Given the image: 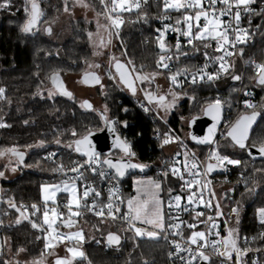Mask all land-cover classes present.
Segmentation results:
<instances>
[{
  "label": "trees",
  "instance_id": "trees-1",
  "mask_svg": "<svg viewBox=\"0 0 264 264\" xmlns=\"http://www.w3.org/2000/svg\"><path fill=\"white\" fill-rule=\"evenodd\" d=\"M36 2L40 5L41 16L29 33L23 32L22 28L30 18L31 0H11L12 6L8 10L0 9V87L6 90V99H0V121L8 125L0 127V150L15 146L27 152V157L21 162V171L9 179H2L0 187L3 198L13 200L17 206L42 201L43 183L59 181L50 176L52 166L43 157L47 150L59 149L65 156L75 154L74 141L89 131L100 130L104 125L99 112L87 111L74 97L60 95L51 83L53 73L58 72L64 77L66 74H82L88 70L95 54L88 35L95 28L94 23L79 17L72 21L69 36L56 41L46 29L43 31L40 27L53 21L63 11L64 0ZM87 2L100 13L104 22L102 26L109 31L100 2ZM26 7L29 9L27 12ZM164 11L163 3L150 0L144 2L140 10L126 13L121 29V42L124 46L122 58L125 62L131 60L138 71H141L143 65V74L162 71L156 63L163 53L158 47L154 23ZM181 16L182 12H176L174 18L179 19ZM250 18L252 23L259 24L260 31L255 42L244 48V59L249 65L243 85L232 79L240 71L238 63L234 72L215 81L176 88L179 94H186L185 99L168 117L169 123L178 130H181L184 115L190 118L202 115L205 106L220 96L225 106L231 107L230 111L226 109V116L231 115V124L242 114L259 112L260 117L248 143L259 145L264 140V85L257 82V73L252 65V61L254 64L264 63V10H257ZM174 38L176 35L169 36L167 44L178 59L176 62L180 68H195L206 51L210 50L208 40L194 41L193 45L184 40L181 48L176 50L173 46ZM105 82L102 100L109 109V119L117 122L115 127L118 133L124 140H131L135 156L140 161L156 159L161 151L153 134L163 122L151 109L145 111L141 107L145 99L144 95L141 98L135 95L138 89L133 94L120 83L117 75L115 78L108 77ZM156 86L154 79L151 83L141 82L144 92L150 89L154 94ZM49 91L53 93L51 96ZM244 100H249L255 107L247 108ZM25 121L28 123L25 124ZM123 122H127V127ZM72 130L77 133L75 137L71 134ZM41 140L45 141L46 147H36ZM56 140L60 143L56 144ZM189 143L193 147L203 148L202 152L207 148L190 138ZM69 144L72 147H68ZM215 149L221 155L241 162L238 165L227 164L232 170L227 182L233 188L224 194L222 204L230 213L234 207L237 209L235 216L230 218L232 228L238 235L254 236L255 239L251 241L253 252L259 253L260 258L264 259V223L257 212L260 207H264V160L253 159L246 149L239 148L227 135L217 141ZM118 152L112 155L121 156L122 152ZM37 167H42V170ZM2 169L3 165L0 166ZM121 183L124 186L123 194L129 198L134 193L130 177L127 176ZM3 207L8 208L10 213L3 218L0 243L4 245L8 241L14 254L22 248L24 254L32 259L46 255L44 240L39 236V231L32 227V221L39 223L38 217L26 214L28 219H25L8 204L4 203ZM110 232L121 236L119 244L111 245L106 241ZM83 235L84 240L74 246L80 248L85 257L77 258L73 264L168 263L169 244L163 236L158 239L136 237L131 229L94 218L85 221ZM7 259L6 247L3 246L0 262Z\"/></svg>",
  "mask_w": 264,
  "mask_h": 264
},
{
  "label": "snow or ice",
  "instance_id": "snow-or-ice-1",
  "mask_svg": "<svg viewBox=\"0 0 264 264\" xmlns=\"http://www.w3.org/2000/svg\"><path fill=\"white\" fill-rule=\"evenodd\" d=\"M78 3H83V0H77ZM251 3V0H207V5L205 6V0H163V8L165 11L169 10H175V11H181L182 16L181 19H178L176 21L177 25H181L183 23L186 27H172V31L180 32L181 35L185 38H187V43L189 45H193L194 41H206L208 39H212L216 41L217 44V52L223 51V55L216 56L214 58V63H218L219 67L216 72L214 73H208L206 71H199L196 74H192V83H196L197 78L200 80H204L205 78L209 81L213 79L219 78L220 74L222 73H228L231 65L227 63L225 57H230L233 53L231 51H228L229 48H234L237 43L243 44L246 43L247 38V30L241 29L239 27L240 20H241V9L244 11H249V5ZM100 4L105 9V15L107 18L111 21V25L114 26L117 30L119 29L120 25L123 23V20L120 18V11H131L133 8L139 9L141 6V0H111V7H109V4L105 2V0H100ZM217 4L220 5V7H217ZM12 6L11 0H0V9L8 10ZM87 7V5H84ZM235 8V11L233 9ZM67 0H65V11H67ZM25 11H29V9L26 7ZM41 16L40 11V5L36 2V0H31V14L30 18L28 19L27 23L23 26L22 31L25 33H29L33 30V27L37 24ZM228 16L230 17V20L234 22L236 25L233 27V23L229 22L225 24V22L220 19V17ZM201 18H203V24H201ZM171 26L165 25L164 30L157 29L156 31L160 33V35L156 38L159 49L161 53H166L169 51L167 48L165 41H164V33L167 31ZM47 31L50 33L51 28L49 27ZM230 32L231 35L234 37V39L230 38ZM118 34V33H117ZM89 37L92 36V33L88 34ZM101 44H104V41L101 40ZM207 46V45H206ZM177 50L181 48L179 40L176 44ZM243 52V49H241V53ZM207 55V53H205ZM115 60V58H113ZM172 59L171 56L161 54L157 60V66L158 68L164 69L166 71H170V64L168 61ZM254 63V62H252ZM97 67H99L97 65ZM208 65H204V69H207ZM115 69L116 72L119 74V80L125 85L133 94L136 93V80H140L143 82H149L155 78L156 73L151 74H143L142 69L143 65H141V71H138L136 69L135 64L129 60L127 64L121 63L119 60L115 61ZM130 69V70H129ZM255 69L257 73V82L260 85H264V63L255 64ZM185 73H187V69L183 70ZM133 73H135V77H133ZM181 76V71H177L175 73H172L169 76V79L172 81L173 86H178L180 81L179 77ZM115 78V77H113ZM233 80H240V76L233 75ZM52 83L55 85L56 90L59 91L62 95L71 96L72 94L68 92L64 86L63 82L60 79L59 73H53L51 76ZM84 81L86 83H95L100 84V77L95 73H85L84 75ZM5 88L0 87V99H6L5 96ZM53 93L49 91V96H51ZM145 97L149 101V103H152L153 100L158 101L157 107L164 108L165 111L170 109L173 104L165 103L166 96L164 95H154L150 91L144 92ZM173 95V101L175 100L176 93H172ZM244 105L247 108H254L255 106L249 102V100H244ZM82 108L92 109V104L85 100L81 103ZM143 107V105H142ZM220 109H221V101L219 98H217L212 104H209L207 108L205 109L206 114L212 115V118L214 121H219L220 118ZM145 111H148V108H144ZM126 112L127 109H124ZM258 113L256 111H252L251 114H242L234 123H232L228 129H227V136L231 138V140L234 142L235 145L239 146L241 149H252L258 147L259 153L264 155V140H262L259 145H257L255 142L248 143L249 141V135L250 131H252L253 123L256 120ZM102 119H104L106 126L109 128L110 131L115 132V125L116 121L108 120L107 116L102 113ZM25 124L28 123V121L24 122ZM124 126L127 127V122H123ZM8 125L0 121V127H7ZM216 128V124H213V127L209 129V135L205 137L203 140H201V143H210L212 136L214 135ZM72 136L75 137L77 133L75 130H72ZM91 135V133H89ZM165 138L163 140V144L171 143L174 139L173 136H171L168 133L164 134ZM193 139H196L193 137ZM56 144H59L60 141L56 140ZM75 143V151L78 153H83L88 157V161L92 162L95 161L96 163H100L99 161V154L95 153L92 150L91 142L88 139V136H84L81 139H76L74 141ZM115 146L118 147L125 157H128L127 160L121 159L116 162H113V160L109 159L106 160L105 163L109 166V168H112L115 170L116 174L120 177L124 176L125 172L129 168H143L144 165L136 164L131 162V158L135 157L136 153L132 151L131 145L127 140H122L119 138V136L116 137ZM36 147H46L45 141L41 140L37 142ZM68 147H72V144H69ZM12 153L15 155L20 162H23L24 153L22 151L17 150L15 146H13L10 149L6 150H0V157H3L6 155V153ZM187 154H185L186 156ZM55 153H48V156L46 159H53L54 160ZM214 158L216 163H207L206 165V172L210 173L213 171L214 168L217 167H224L226 164L229 165H238L241 162L237 159H232L227 155H221L219 151H217L215 148L212 149L210 154V159ZM91 166V164L89 165ZM81 165L79 163H76L75 167H70L68 171H71L73 173H78ZM185 168L189 169V174L193 177L197 175V172L192 171L197 168L196 163H192L191 165L185 164ZM15 171V168L12 169ZM54 171L63 173L64 172V165L61 163L59 164ZM92 171L95 172L96 169L92 168ZM173 175L181 176V173L179 169L176 167H172L170 169ZM4 172L0 171V176H3ZM100 176H104L103 172L99 173ZM163 176H167L168 172L162 173ZM148 184L150 187L154 190L151 200V208L148 207V201H144L141 203L137 197H131L127 200V209L128 211L123 214L121 219L127 221L129 229H131L136 237H142L147 236L149 238L158 239L160 236V233L165 231V223H164V214H163V204L162 201L155 195L156 192H158L161 189V184L158 181H152L149 180ZM199 185L201 188L204 187V185L201 184V182L197 179H193L191 181H185L186 187L191 190L193 188V185ZM42 190L44 193L43 200H44V209L42 213V224H37L35 221H32V227L33 228H44V231L47 233V239L48 240H55L59 242H63L65 240H72V241H83L84 235L83 231H69L67 233L60 232L58 230L57 226V220L59 219L61 221L62 226H66L69 229L73 227L74 221L72 219V216L79 215V212H72V206H75L77 209L81 207V199L85 201L84 207H88L89 210L93 211L94 214L98 217L103 218L105 214H107L108 217L112 219H116L117 215L120 213V208L117 206L118 204H122L123 201L120 199L118 195V189H110L108 200L109 202L102 206L97 207L96 201L93 200V204L89 206L86 201L88 197L91 195H94L95 197H100V192L97 191L94 187H85L82 194H79L78 192V186L73 181L72 183H69L67 181L63 182V186L60 185H51V184H44L42 186ZM63 191L65 193L69 194V200H68V212L69 217L67 219H63L62 217L64 214L62 212H58L57 208L55 206L48 207V203L51 202L53 205H55L56 201V193ZM169 193H171V189H169ZM182 200V197L180 195H176L174 197L175 201V207L177 209H180V201ZM188 206L181 209L182 211L187 212L188 207L196 204L201 203L205 204L206 207H211V201H205L204 200V194L203 191L197 192V191H190V193L187 196ZM9 206L12 208H15L17 212L20 213L22 217L25 219H28L27 216L24 215V213L27 211L28 206H22L23 211H21V208H18L15 203H13L11 200L9 201ZM30 207L33 209L34 212H39L40 209L36 204L30 205ZM172 207V202H169V208ZM217 208H219V205H216ZM233 212H237V209H232ZM258 215L260 217V220L262 223H264V207H260L258 210ZM203 213L198 212L197 216H202ZM217 215H221V213L218 211ZM171 219V218H170ZM209 221H212V217L207 218ZM19 219L17 220V223H19ZM137 222H141L146 225H151L154 229L153 231H145L141 227H137ZM2 223V221H0ZM181 223H169L167 225V230H178L181 227ZM189 229H195L196 224H189L187 225ZM213 228L216 227V225L213 223ZM233 229L228 230V235L219 239V240H213L211 241V247L216 250L217 254L225 258V264H229V262H233V254H235V261L233 264H242L244 261V257L247 255L249 251H252V249H249L247 247L240 248L237 245V239L234 235ZM176 235H180L179 231L175 232ZM215 235L217 237L220 236L219 232H216ZM255 239V238H254ZM189 246L186 249H182L181 245L176 241L173 240L172 243L175 245L176 253H180L181 251H185L188 253V258L185 260L183 257H181V264H195V262L199 259L201 261L207 262V264H211L210 257L205 254L204 249H206L209 245V242L206 238V233L204 231H191L190 237H188ZM108 243L109 244H119L120 243V237L118 235H115L113 233L108 234ZM245 243H247V239L245 238ZM48 248L54 247L52 243H47L45 245ZM192 246H195L193 248ZM222 249V250H221ZM18 251H24V249H19ZM67 252L70 253V256H65L64 258H57L55 261V264H73V261L77 258H84L85 253L80 250L78 247H69L67 249ZM169 255H172L170 253ZM0 264H10L9 261H2ZM16 264H19L17 261ZM34 264H38V262H34ZM90 264V262H89ZM145 264H149L148 261H145ZM253 264H261L259 260L253 261Z\"/></svg>",
  "mask_w": 264,
  "mask_h": 264
},
{
  "label": "built area",
  "instance_id": "built-area-1",
  "mask_svg": "<svg viewBox=\"0 0 264 264\" xmlns=\"http://www.w3.org/2000/svg\"><path fill=\"white\" fill-rule=\"evenodd\" d=\"M147 1H150V0H141L140 8L144 4V2H147ZM155 1L163 3V0H155ZM105 2L109 4V7H111V0H105ZM206 5H207V0H205V6ZM217 7L219 8L220 5L217 4ZM140 8L139 9L133 8L132 10L138 11L140 10ZM102 9H103L102 12H104V16L106 17V21H107L110 34L112 35V37L115 36L118 38L117 42L124 50V46L121 42V29H122L123 23L120 25L119 29L117 30L114 26L111 25V21L105 15V9L103 7ZM257 10H264V0H251V3L249 5V11H244L243 9H241V20H240L239 27L241 29L247 30L248 35L246 38V43H243V44L237 43L234 48L228 49V51H231L233 54L230 57H225V59L227 63L231 65V68L228 73L220 74L219 78H222L223 76H226L234 72L236 70L237 64L239 63L241 67H240V71L236 75L240 76V80H236V81L240 82V84L243 85L245 78H246V69L249 65L248 62L244 59V48L255 42V40L259 36V31H260L259 24L252 23L251 22L252 20L250 18V16L253 15V13L256 12ZM233 11H235V8L233 9ZM128 12L130 11H122V10L120 11L119 13L120 18L123 20V22L125 21L126 13ZM176 12H183V10L164 11L157 16L154 24H155V30L161 29L162 31L164 30V26L166 24L171 26L164 33V41H165L167 48L169 49V45L167 44V39L169 36L176 35V38H174L173 40V46L177 50L176 48L177 41L179 40L180 45H182L184 40L187 41V38L183 37L180 32L171 30L172 27H181V28L186 27L183 25V23H181V25L176 24V21L178 20L174 18ZM179 19H181V17ZM220 19H222L225 22V24L232 22L233 27L236 26L234 22L231 21L230 17L228 16L220 17ZM203 22H204L203 18H201V24H203ZM159 35L160 33L157 32V36ZM230 38L234 39V37L231 35V32H230ZM208 45H209L210 50L206 51L207 55L204 54L201 61H199L198 66H196L193 69L186 68L185 66L180 68L178 66V62H176V60L178 59L174 57V53L169 49V51L163 54L172 57V59L168 61V63L170 64V71L161 69L162 71L160 73L167 72L166 75L170 76L172 73L181 71V76L178 78L180 83L177 87H174L175 89L181 86H184V85L190 86L193 84L207 83V82H211V81H215L219 79L217 78V79H213L209 81L206 78L204 80H200L199 78H197L196 83L191 82L192 74H196L199 71H206L208 73H214L217 71L219 67L218 63L213 62L214 58L216 56L223 55L224 53L223 51L217 52L216 50L217 44L215 40L208 39ZM241 49H243L242 53H241ZM205 64L208 65L207 69H204ZM252 65H254L253 69H254V72L256 73L255 64L252 63ZM185 69H187V73L183 71ZM133 74L135 76V73ZM104 75L105 77H114L110 75L109 71H106ZM136 83H137V80H136ZM169 83H171L172 85V81ZM138 85H139V81H138ZM217 98L220 99L221 104L225 108V116H224L222 125L220 126V128L218 129V132L216 133L215 139L210 145H207V148H205L206 150L204 152H202L203 148L199 146H196V147L191 146V144L189 143V139H186L183 136L181 130H178L177 128H175L172 124L169 123V121L162 120L163 124L159 126V128L153 134L154 138L158 141L159 149L161 151L158 157L156 159L146 160V161H140L136 156L131 158V160L145 166L142 169L135 171L139 175L146 176V177L147 175H151L157 178L173 179L176 181L174 186L169 187V189H171V193H169V190H168V193L164 196L165 231L161 232L160 236H163L168 239L169 251H168V263L167 264H181V257H183V259L185 260L188 258V253L185 251L176 253L175 245L172 243V241L176 240L181 245L182 249L188 248L189 246L188 237H190L191 231L193 230L204 231L206 233V238L209 242V245L206 249H204V251H205V254L210 257L211 264H225V258L218 255L216 250L211 247V241L219 240L227 236L228 230L233 229L231 226V222H230L231 221L230 218L233 217V214L232 212L230 213L226 210L224 204H222L224 198H222L221 200V197L217 194V191H216L217 183L227 182L229 180V177L231 176L232 170L226 164V166L224 167H219L220 170H216L214 174H211V172L210 173L206 172L207 163L209 162L216 163L214 158L210 159V154H211L212 149L216 147L217 141L220 138L227 135V129L230 126L231 121H232V119H230L231 115L226 116V109L227 111H230L231 107L229 105L225 106L220 96H218ZM144 99L145 101L144 103L142 102L141 107L143 105L142 108H148L149 110L152 109L153 102L149 103L145 95H144ZM156 117H158V115H156ZM165 133H168L174 137L171 143L163 144ZM127 142H129V144L131 145L132 151H134L131 140H127ZM48 153H55L54 160L46 159V157L48 156ZM185 154L187 155L185 156ZM105 156L106 155L104 154L103 155L99 154L98 158H99L100 163H96L95 161L89 162L87 158L81 157L77 153L68 154L67 156H65L64 154H62V152L59 149L47 150L43 154L44 159L52 166L51 168L52 170L50 171V176L52 179H57L59 181H71V182L74 181L75 183H77L79 187V190H80L79 194H82L84 188L88 186L94 187L97 191L100 192L101 195L98 198L90 194V196L88 197L86 201V203L89 206L93 204V200L96 201V205L98 208L106 205L109 202L108 200L109 191L110 189H114V188L118 189V195L120 199L123 201L122 204L117 205L120 208V213L117 215V218L112 219L108 217L107 214H105L103 218L96 216L93 211L89 210L88 207H84L85 201L81 199V207L79 209H77L75 206H72L73 213L79 212V215L72 216V219H78V223H74L73 227L69 229L66 226H62L61 221L58 219L57 226L60 232L67 233L69 231H79V230L83 231V225L85 224V221L90 218H94V219H97L103 222H109V223L116 224L119 226L121 225L123 228L129 229L127 221L121 219L123 214L128 211L127 200L129 198L125 197V194H123L124 186L121 183L122 180H119L116 172L105 164V161H104ZM121 156H123V153L121 154ZM61 163L64 165V172L60 173V172L54 171V169ZM76 163H79V165H81L79 172L73 173L71 171H68L70 167H75ZM192 163L197 164V168L192 170V171L197 172V175L195 177L191 176L189 174V169L184 167L185 164L191 165ZM90 164L91 166H89ZM172 167H176L177 169H179L183 178H181V176H178V175H173L172 172L170 171ZM92 168H95L96 171L93 172ZM100 172H103L104 176H100L99 175ZM164 172H168V175L166 177L162 175V173ZM130 173L132 172L128 171L127 176ZM239 175L242 176L241 173ZM221 178L222 180H220ZM193 179L199 180L201 184L204 185V187L201 188L199 185L194 184L193 188L189 190L185 185V181H191ZM190 191H197V192L203 191L204 200L206 202L211 201V207H206L205 204L196 203V204L189 206L187 212L182 211L181 209L188 206L187 196L190 193ZM176 195H180L182 197V200L180 201V206H181L180 209H177L175 207L174 197ZM10 200L11 199L3 198L2 191L0 189V221H2V223H0V227L4 224V220H3L4 216H7V215L9 216V213H10L8 208L3 207V204L6 203L9 205ZM68 200H69V196H64V195L58 196V198L55 201V205L49 202L48 207L50 208V207L55 206L58 212H62L64 214L62 218L67 219L69 217V212L67 208ZM11 201L15 203L13 200ZM170 201L172 202L171 208H169ZM32 204H36L38 208L40 209V211L34 212L29 204H22L21 206H17V207L21 208V211H23L22 206H28L27 211L24 213V215L27 214V215L37 216L39 220V223L37 224H42L43 223L42 213H43V209L45 206L44 202L40 201V202H34ZM217 204L219 205V208L216 207ZM218 211L221 213V215H217ZM198 212L203 213V215L197 216ZM208 217H212V221H209L207 219ZM170 222L171 223L183 222V223H181L180 229L169 231L167 230V225ZM213 223L216 225L215 228L212 227ZM189 224H196V228L189 229L187 227V225ZM44 228H46V226H44L38 231H39V236L44 240V247L46 251L56 246L63 245V244L69 247H75L74 244L79 242V241H72V240H65L63 242H59L55 240L50 241L47 239V233L46 231H44ZM145 228L147 229L146 226ZM176 231H179L180 235H176L175 234ZM216 232L220 233L219 237L215 235ZM234 235L237 239L238 247L242 249L245 247L252 249V251H249L247 255L244 257V261L242 262V264H253V261H256V260H259L261 264H264V259L260 258L259 253L253 252L251 241L254 239V236L238 235L235 231H234ZM245 238L247 239V243H245ZM47 243H52L54 247L52 248L46 247L45 245ZM2 247H3V244L0 243V253L2 251ZM192 247L195 248V246H192ZM170 253H172V255H169ZM234 261H235V254H233V262ZM202 262L203 261L198 259L195 262V264H200ZM233 262H229V264H233Z\"/></svg>",
  "mask_w": 264,
  "mask_h": 264
},
{
  "label": "rangeland",
  "instance_id": "rangeland-1",
  "mask_svg": "<svg viewBox=\"0 0 264 264\" xmlns=\"http://www.w3.org/2000/svg\"><path fill=\"white\" fill-rule=\"evenodd\" d=\"M98 1L100 2V0ZM85 4L87 5V7L84 6ZM67 8L68 10L65 11V0H64L63 11L59 13L54 18L53 21L47 22L41 25L40 30L44 31L45 29L47 30L50 27L51 32L50 33L48 32L50 37L56 41L57 40L62 41L65 37L69 36L70 30H71L70 26L73 20L81 17V18L86 19L88 22L92 21L94 23L96 29L94 28L91 32L92 33L91 42L94 47L95 54H94V58L92 62L90 63L88 67L97 68L96 66L97 64L101 66L100 67L101 73L104 79L102 81L103 84L98 87L86 86L81 81V78H80L81 74H66L64 78L66 80V84L68 88L73 92V97L77 100V102L80 105L84 99H89L91 102L94 103L95 111L97 109L104 110L109 116V113H108L109 109L107 105L104 103V101L102 100V97H103L102 93L105 91L104 89V85L106 83L105 81H107V78H108V77H105L104 74L106 71H109L110 75L114 77L116 76V73L113 69L114 68L113 63L116 60H123L122 58L123 49L117 42L118 38L115 36L112 37L110 32L108 30L106 31L104 26H102L104 25V22L102 20L103 17L100 15V13L96 11V9L90 3L87 2V0H83V3H78L77 0H67ZM105 20H106V17H105ZM101 40L104 41V44H101ZM119 46L121 48H118ZM113 58H115V60ZM154 80L156 82V85H158L159 87L160 93L162 92L163 94L166 92L168 95L165 103L173 104V106L167 111H165L164 108L157 107V104H158L157 102L156 105L152 106V109H153V110L151 109L152 113L158 115L161 121L162 120L168 121V117L170 113L174 111L177 105L185 99L186 94L185 93L179 94L177 91L178 89L174 88L177 86H173V84L171 85V83H169L171 82V80L169 79V76L165 75L164 73L157 72ZM138 81H139V85H138ZM140 85H141V81L137 80L138 92L135 95L141 98L144 91L143 89H141ZM149 88L150 87H148V89ZM172 93H176V97L174 101H173ZM190 120L191 118L188 115H184L181 119V132L186 139L190 138V135H188L190 131ZM117 152L118 150H114L112 154H115ZM1 165H3V169L0 171L4 172V175L0 176V181L2 179H9L17 175L18 172L21 171L22 169L21 162L18 160V158L15 155H13L10 152L6 153V155H4L3 157H0V166ZM13 168H15V171L12 170ZM37 169L42 170V167H37ZM128 176L130 177V180L132 182V186L134 189V193L129 198L135 196L138 198V200L141 203H143L144 201H148L149 208H151V200H152V195H153L154 190L150 187V185L148 184V181L152 180V181L160 182L161 189L158 192H156L155 195L162 201V204H163L162 210L164 214L165 213L164 212V196L168 193L169 187L174 186L176 181L173 179L157 178L151 175H147L146 177V176L139 175L135 171L128 174ZM63 182L65 181L46 182V183H43V185L51 184V185H60L62 187ZM67 182L72 183L71 181H67ZM232 188H233V185L228 182H219L216 185V191H217V194L221 197V200L224 194L229 192V190H231ZM78 192L80 193L79 187H78ZM60 195L69 196L68 193L60 191L56 193V199ZM43 196H44V193L41 187V200L44 202ZM235 213L236 212L232 211L233 216H235ZM164 223H165V214H164ZM145 226L147 227V229L145 228ZM137 227H141L145 231L154 230L151 225H146L141 222H137ZM3 246L6 247V253L8 255L7 261H9L10 264H16L17 261L19 262V264H34V262H38V264H53L54 258L57 255L70 256V253L67 252V249L69 248V246H66L64 244L56 246L46 251V255H43L42 257L38 259H32L28 257L26 254H24V251H19L18 253L14 254L9 247L8 241H5Z\"/></svg>",
  "mask_w": 264,
  "mask_h": 264
},
{
  "label": "water",
  "instance_id": "water-1",
  "mask_svg": "<svg viewBox=\"0 0 264 264\" xmlns=\"http://www.w3.org/2000/svg\"><path fill=\"white\" fill-rule=\"evenodd\" d=\"M38 23V22H37ZM37 25V24H36ZM35 25V26H36ZM34 26V27H35ZM33 27V28H34ZM121 63H123V64H127V62H125V61H123V60H119ZM113 69H114V71H115V73H116V75H117V77H118V79H119V74L116 72V69H115V61H114V63H113ZM130 70V69H129ZM91 72H95L99 77H100V81H101V83L100 84H95V83H91V82H89V83H86L85 81H84V75H85V73H91ZM59 76H60V79H61V81L63 82V86H64V88L68 91V92H70L72 95L69 97V96H66V95H62L59 91H57L60 95H62V96H64V97H66V98H71V97H73V92L68 88V86H67V84H66V80H65V78L63 77V76H61L60 74H59ZM133 77H135L134 76V74H133ZM80 78H81V81L85 84V85H87V86H91V87H98V86H100V85H102L103 84V75L101 74V73H99L98 71H95V70H87V71H85V72H83L81 75H80ZM120 81V80H119ZM51 83H52V80H51ZM120 83L123 85V83L120 81ZM135 83H136V81H135ZM52 85L54 86V88L56 89V87H55V85L52 83ZM125 88H127L125 85H123ZM136 88H137V83H136ZM128 89V88H127ZM129 90V89H128ZM130 91V90H129ZM131 92V91H130ZM158 95V94H157ZM87 101H89L91 104H92V102L89 100V99H86ZM153 103H156V102H158V101H156V100H153L152 101ZM212 104V103H211ZM208 106V105H207ZM207 106H205V108H204V111H203V113H202V115H200V116H197V117H194V118H191V120H190V131H189V134L188 135H190V138H191V140L192 141H195V142H197V143H200L201 145L203 144V145H210L212 142H213V140L215 139V136H216V133L218 132V129L220 128V126L222 125V123H223V120H224V116H225V108L223 107V105L221 104V109H220V118H219V121L217 122V121H214L213 120V118H212V115H209V114H206V112H205V109L207 108ZM87 109V108H86ZM94 109V106H93V104H92V109H87V111L88 110H93ZM99 113L101 114V117H102V113L104 114V115H106L107 116V118H108V115H107V113L104 111V110H101V109H99ZM258 113V115H257V117H256V120H255V122L253 123V126H252V131H253V128H254V125L256 124V122L258 121V117H260V113L259 112H257ZM251 114V113H250ZM241 116V115H240ZM239 116V117H240ZM238 117V118H239ZM237 118V119H238ZM236 119V120H237ZM103 120V126H102V128L100 129V130H92V131H89L88 133H86L85 135H83V136H81V137H79V138H77V139H81V138H83L84 136H88V139H89V141L91 142V146H92V150L95 152V153H98V154H101V155H106L105 156V160L104 161H106V160H109V159H111V160H113V162H116V161H118V160H121V159H124V160H127L128 159V157H125L124 156V154H123V156H114V155H112V153H113V151L114 150H118L119 152H122L118 147H116L115 146V142H116V137L117 136H119V138L120 139H122V140H124L122 137H121V135L118 133V131H117V128L115 127V132H113V131H110L109 130V128L106 126V124H105V121H104V119H102ZM108 120H110L109 118H108ZM235 120V121H236ZM234 121V122H235ZM216 124V128H215V132H214V135L212 136V139H211V142L210 143H201L200 141L201 140H203L205 137H207L208 135H209V129L210 128H212L213 127V124ZM252 131H250V135H251V133H252ZM89 133H91V135H89ZM250 135H249V137H250ZM193 137H195L196 139H193ZM231 139V138H230ZM73 147H74V150H75V143H74V145H73ZM17 150H19V151H22L23 153H24V157H23V161L25 160V158L27 157V152L25 151V150H20V149H17ZM246 151H247V153L249 154V156H251L253 159H255V160H264V155H262V154H260L259 153V150H258V147H256V148H252V149H246ZM76 152V151H75ZM78 155H80L81 157H85V158H87L88 159V157L86 156V155H84L83 153H78V152H76ZM131 162L132 163H136V164H140V163H137V162H135V161H133V160H131ZM106 164V163H105ZM107 165V164H106ZM142 165V164H141ZM108 166V165H107ZM109 167V166H108ZM139 169H141V168H129V169H127L126 170V172H125V174H124V176H122V177H120V176H118L117 175V177H118V179L119 180H124V179H126V176H127V173H128V171H131V172H134V171H137V170H139ZM114 170V169H113ZM216 170H220L219 169V167H217V168H214L213 169V171L211 172V174H214V172L216 171ZM115 171V170H114ZM73 221H74V223H78V219H73ZM36 230H40L41 228H35ZM110 233H113V234H115V235H118L119 237H120V241H121V236L119 235V234H117V233H115V232H110ZM109 234V233H108ZM108 234H107V236H106V241L108 242ZM111 245H117V244H111ZM66 256V255H65ZM64 255H57L55 258H54V261H53V264H55V261H56V259L57 258H64L65 257ZM200 264H207V262H202V263H200Z\"/></svg>",
  "mask_w": 264,
  "mask_h": 264
},
{
  "label": "flooded vegetation",
  "instance_id": "flooded-vegetation-1",
  "mask_svg": "<svg viewBox=\"0 0 264 264\" xmlns=\"http://www.w3.org/2000/svg\"><path fill=\"white\" fill-rule=\"evenodd\" d=\"M98 66H99V64H97ZM96 65V66H97ZM101 66H99V67H97V68H89L88 70H95V71H98L99 73H101V68H100ZM102 74V73H101ZM84 84V83H83ZM85 85V84H84ZM87 86V85H86ZM89 87H91V86H89ZM154 95H164V96H166V99H167V97H168V95H167V93L165 92V93H163L162 94V92L160 93V91H159V87H158V85L155 87V89H154ZM86 99H84L83 101H85ZM82 101V102H83ZM92 104H93V106H94V103L92 102ZM93 110H95V109H93ZM97 112H99V109H97L96 110Z\"/></svg>",
  "mask_w": 264,
  "mask_h": 264
}]
</instances>
